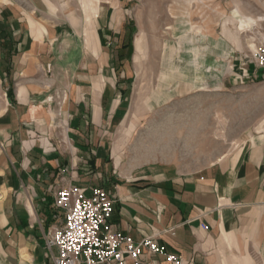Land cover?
Returning <instances> with one entry per match:
<instances>
[{"label":"crops","instance_id":"crops-1","mask_svg":"<svg viewBox=\"0 0 264 264\" xmlns=\"http://www.w3.org/2000/svg\"><path fill=\"white\" fill-rule=\"evenodd\" d=\"M125 5L0 0V264H55L46 235L64 220L55 195L67 186L106 189L114 231L185 264H264V123L200 168L127 152L143 112L132 119L131 71L116 64Z\"/></svg>","mask_w":264,"mask_h":264},{"label":"rangeland","instance_id":"rangeland-1","mask_svg":"<svg viewBox=\"0 0 264 264\" xmlns=\"http://www.w3.org/2000/svg\"><path fill=\"white\" fill-rule=\"evenodd\" d=\"M121 1L128 20L116 64L131 71L132 119L143 112L127 152L137 162L196 168L237 152L264 123V76L251 56L264 39V0ZM140 29L147 46L139 64Z\"/></svg>","mask_w":264,"mask_h":264},{"label":"built area","instance_id":"built-area-1","mask_svg":"<svg viewBox=\"0 0 264 264\" xmlns=\"http://www.w3.org/2000/svg\"><path fill=\"white\" fill-rule=\"evenodd\" d=\"M257 67L264 69V39L252 50ZM116 198L102 187L67 186L56 192L55 205L64 215L63 222L46 235V246H56L55 264H141V255L150 252L163 255L171 264H185L182 257L167 251L152 237L135 241L114 231L110 220Z\"/></svg>","mask_w":264,"mask_h":264},{"label":"bare ground","instance_id":"bare-ground-1","mask_svg":"<svg viewBox=\"0 0 264 264\" xmlns=\"http://www.w3.org/2000/svg\"><path fill=\"white\" fill-rule=\"evenodd\" d=\"M144 39H145V32L144 31H140L138 37H137V51H138V55L136 57V59H138L140 61V58H142V55H145V48H146V44H144Z\"/></svg>","mask_w":264,"mask_h":264}]
</instances>
